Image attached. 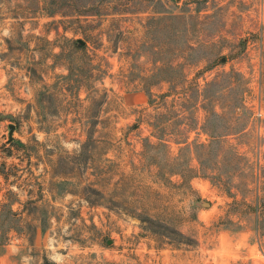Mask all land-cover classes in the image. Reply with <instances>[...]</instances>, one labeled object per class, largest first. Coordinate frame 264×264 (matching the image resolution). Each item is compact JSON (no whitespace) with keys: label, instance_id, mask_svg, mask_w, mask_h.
Here are the masks:
<instances>
[{"label":"rangeland","instance_id":"1","mask_svg":"<svg viewBox=\"0 0 264 264\" xmlns=\"http://www.w3.org/2000/svg\"><path fill=\"white\" fill-rule=\"evenodd\" d=\"M0 264H264V0H0Z\"/></svg>","mask_w":264,"mask_h":264},{"label":"water","instance_id":"2","mask_svg":"<svg viewBox=\"0 0 264 264\" xmlns=\"http://www.w3.org/2000/svg\"><path fill=\"white\" fill-rule=\"evenodd\" d=\"M80 42H82V41H80ZM9 129H10V132H11L12 129H13V125H10V126H9ZM108 243H110V241H108Z\"/></svg>","mask_w":264,"mask_h":264}]
</instances>
